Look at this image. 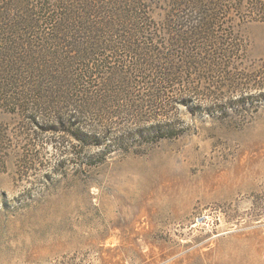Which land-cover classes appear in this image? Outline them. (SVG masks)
I'll return each instance as SVG.
<instances>
[{
  "label": "rangeland",
  "instance_id": "1",
  "mask_svg": "<svg viewBox=\"0 0 264 264\" xmlns=\"http://www.w3.org/2000/svg\"><path fill=\"white\" fill-rule=\"evenodd\" d=\"M232 21L242 49L228 69H257L264 20ZM263 78L218 100L208 83L191 110L172 102L183 132L125 152L0 110V264H264Z\"/></svg>",
  "mask_w": 264,
  "mask_h": 264
},
{
  "label": "trees",
  "instance_id": "2",
  "mask_svg": "<svg viewBox=\"0 0 264 264\" xmlns=\"http://www.w3.org/2000/svg\"><path fill=\"white\" fill-rule=\"evenodd\" d=\"M236 16L264 20V0H0V110L55 118L82 150L176 137L169 104L264 76L228 69Z\"/></svg>",
  "mask_w": 264,
  "mask_h": 264
}]
</instances>
